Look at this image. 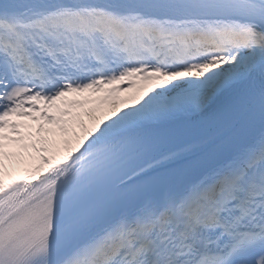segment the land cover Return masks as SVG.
Masks as SVG:
<instances>
[{"label":"snow or ice","instance_id":"obj_1","mask_svg":"<svg viewBox=\"0 0 264 264\" xmlns=\"http://www.w3.org/2000/svg\"><path fill=\"white\" fill-rule=\"evenodd\" d=\"M0 264H264V0H0Z\"/></svg>","mask_w":264,"mask_h":264},{"label":"rangeland","instance_id":"obj_2","mask_svg":"<svg viewBox=\"0 0 264 264\" xmlns=\"http://www.w3.org/2000/svg\"><path fill=\"white\" fill-rule=\"evenodd\" d=\"M23 120H25L27 123H34V122H31V121H27L26 118H22ZM15 147V146H13Z\"/></svg>","mask_w":264,"mask_h":264},{"label":"bare ground","instance_id":"obj_3","mask_svg":"<svg viewBox=\"0 0 264 264\" xmlns=\"http://www.w3.org/2000/svg\"><path fill=\"white\" fill-rule=\"evenodd\" d=\"M19 119H21V118H19Z\"/></svg>","mask_w":264,"mask_h":264}]
</instances>
